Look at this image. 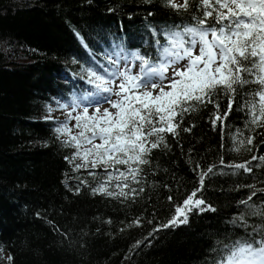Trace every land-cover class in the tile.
I'll list each match as a JSON object with an SVG mask.
<instances>
[{"label":"trees","instance_id":"16d2710c","mask_svg":"<svg viewBox=\"0 0 264 264\" xmlns=\"http://www.w3.org/2000/svg\"><path fill=\"white\" fill-rule=\"evenodd\" d=\"M190 4L189 11L177 13L165 7L163 0L151 4L145 0H37L35 4L0 0V264H9L8 256L13 257L11 264H207L217 239L236 238L235 229L246 235L252 225L264 222L248 216L247 229L231 223L244 211L238 205L250 195L246 186L264 187V162L259 159L252 161V174L240 170L231 175L225 165L231 163L230 158L243 162L253 155L264 156V127L255 132L246 129L248 114L236 104L223 125L213 128L209 122L213 105L209 104L184 117L180 127L195 125L191 132L181 130L179 137L166 134L170 147L152 150L151 163L142 166L141 184L133 185L144 189L135 200L93 194L91 187L104 170L95 169L97 175L92 177L91 168L77 171L73 163L70 168L63 149H75L68 144L58 149L59 143L47 136L48 126L56 123L30 118L44 115L51 97L69 99L73 90L82 94L91 88L82 71L81 76L74 75L72 86L62 88L54 81V70L73 62V57L82 67L90 62L89 51L76 41L73 29L91 44L97 59L102 51L110 50L113 41L121 40L129 49L154 53L149 27L133 28L127 23L145 18L154 21L158 31L192 23L193 15L199 14V2L190 0ZM121 22L125 30L118 29ZM38 87L48 95L40 91L35 99ZM237 99H243L242 94ZM220 100L223 109L227 100L222 93ZM238 129L245 137L255 136L251 151L233 150ZM220 157L225 174L215 169L216 175L205 178L203 192V199L216 210L193 208L187 223L161 228L150 236L197 187L193 168L198 165L206 170L213 163L221 167ZM260 199L264 202V195L257 192L253 201L260 204ZM137 218L140 223L134 224ZM137 241H142L138 247Z\"/></svg>","mask_w":264,"mask_h":264},{"label":"snow or ice","instance_id":"6c2138e0","mask_svg":"<svg viewBox=\"0 0 264 264\" xmlns=\"http://www.w3.org/2000/svg\"><path fill=\"white\" fill-rule=\"evenodd\" d=\"M198 2L199 14L193 15L192 23L173 24L159 31L157 27L149 28V46L154 53L141 48L129 49L121 40L113 41L110 50L102 51L97 59L85 37L73 29L90 53V62L81 71L91 88L82 90V94L73 90L68 94L69 99L52 97L56 108L47 104L48 113L62 109L66 118L60 120L46 115L44 119L54 121L57 137L75 149L72 157L65 159H70L77 171L91 168L93 171L89 175L95 177V169L104 170L95 187H91L93 194L135 200L144 189L133 185L141 184L142 166L151 163L152 150L170 147L165 139L168 133L179 137L181 130L191 132L195 125L180 127L184 117L209 104L213 105L209 116L213 128L218 123H226L234 104L248 114L246 129L255 132L256 128L264 127V0ZM145 3L151 4L152 0H145ZM163 4L177 13L191 8L190 0L182 3L163 0ZM109 11L115 9L109 8ZM73 63L79 61L73 57ZM246 88L252 90L245 91ZM221 93L227 100L223 109ZM240 94L243 99L238 100ZM105 104L108 107L102 108ZM89 109H92L91 113ZM73 120L75 124L70 127ZM73 128L77 130L75 133ZM254 140V135L245 137L238 129L233 150L239 152L245 148L251 151ZM77 158H81L80 163L76 162ZM257 159L264 162V156L253 155L251 160L232 162L226 167L232 170V174L240 170L252 174V161ZM220 166V173L225 174L223 157H220ZM217 167L213 163L206 170L198 165L193 168L199 186L182 204H176L172 218L156 225L150 236L161 228L187 223L193 208L216 210L203 199V189L205 178L216 175L214 170ZM83 183L88 181L85 179ZM246 187L251 194L238 205H242L244 211L231 220L233 225L239 224L245 229L249 227L248 216H258L264 221V202H253L257 195L256 186ZM259 191L264 195V188ZM167 199L171 202L173 198L169 195ZM133 223L139 224V218ZM251 228L250 233L239 239H228L227 236L223 240L217 239L210 249L207 264H264V223ZM141 243L137 241L135 246ZM7 259L11 264L13 257Z\"/></svg>","mask_w":264,"mask_h":264},{"label":"bare ground","instance_id":"6f19581e","mask_svg":"<svg viewBox=\"0 0 264 264\" xmlns=\"http://www.w3.org/2000/svg\"><path fill=\"white\" fill-rule=\"evenodd\" d=\"M21 1H26V2H28V3H33V4H35V2L37 1V0H21ZM180 3H182L183 2V0H178ZM177 1V2H178ZM39 2V1H38ZM126 19L127 20H129V19H131V16H127L126 17ZM153 22L154 21H150V20H146L145 18H141V19H138V20H134V22H129V23H127L129 26H131V27H133V28H145V29H147V27H153ZM167 24L169 23V21H167L166 22ZM157 24V22L155 23V25ZM154 25V26H155ZM119 27H118V29H121V30H125V28H124V24H122V22L121 23H119V25H118ZM109 38H111V37H108V38H105V40H107V39H109ZM86 40V39H85ZM76 41H79L80 42V40L79 39H76ZM87 42V41H86ZM4 43V42H3ZM88 44V43H87ZM1 46H3V44L1 43L0 44V47ZM88 47H91V44H88ZM2 48V47H1ZM88 55H86L85 56V58L87 57ZM84 62H85V60H83ZM15 63L16 62H14V63H12L13 65H15ZM87 64H88V62H87ZM81 69H82V65L80 64V63H73V62H69V61H67V62H64L63 63V65L62 66H60V67H58L57 68V70H54V81H56L57 83H56V85H58V84H60V86L62 87V88H65L66 86H72V81L75 79L74 78V75H73V73H75V74H81L80 72H81ZM76 76V75H75ZM81 76V75H80ZM83 80V79H82ZM56 85H55V87H56ZM54 87V88H55ZM59 87V86H58ZM58 87H57V89H58ZM40 87H38L37 88V90L33 93V94H35V99H37L36 97H39V96H37L38 94H41V92H44L43 90H41V89H39ZM53 88V89H54ZM44 90H47V89H44ZM41 91V92H40ZM46 92H44V93H42V94H44L45 96L46 95H48V94H45ZM52 98V97H51ZM34 99V100H35ZM39 101V100H38ZM52 103V106H53V108H56V104L52 101L51 102ZM40 108L42 109V106H40ZM46 108V107H45ZM57 110H61L62 111V109H57ZM45 115H52L53 117H56V118H58V119H60V120H64L66 117H62V116H57V115H55L54 114V112L53 113H48V111L47 110H45V112H44V115H32V116H30V118H33V121H37L38 119H40L41 117H43L42 119L43 120H45L44 119V117H45ZM46 121H49V120H46ZM75 124V121L73 120V121H71L70 122V124H69V126L70 127H72V125H74ZM57 125H52V126H48V128L50 129L51 128V130H50V132H48V135H47V132H46V135L49 137V138H51L52 136H53V138L59 143V145L61 146L62 145V147H59V145L57 146V148L58 149H61V148H66L67 147V144H64V143H62L61 142V140L57 137V135L55 134V132H54V128L56 127ZM73 131H75V128H73ZM52 135V136H51ZM64 145V146H63ZM62 151V150H61ZM63 151H64V156H63V158H64V160L68 163V165H69V167L71 168L72 166H71V161H70V159H65V157H69V158H71L72 157V154H73V152L75 151V150H73V151H71V150H69L68 148L67 149H63ZM23 152H25V151H22V153L21 154H23L24 155V153ZM25 153H27V154H29L28 153V151H26ZM235 160V158L234 159H232V158H230V160L229 161H231V163L232 162H235V163H241V161L240 160H238V161H234ZM77 163H80L81 162V159L80 158H77ZM230 163V164H231ZM226 166H227V164H225ZM229 165V164H228ZM217 166H218V164H217ZM200 168H201V166H200ZM228 168V167H227ZM89 169V168H88ZM219 169H220V167H217V173H220V171H219ZM71 170V169H70ZM215 171V170H214ZM230 174L231 175H233L232 174V170H231V172H230ZM33 175V174H32ZM207 184V183H206ZM208 185V184H207ZM196 186L198 187L199 185H198V183L196 184ZM195 186V187H196ZM194 187V188H195ZM206 185L204 186V189H203V192H205L206 191ZM261 188H264V187H259V188H257V192L258 193H261L260 191H259V189H261ZM245 189V188H244ZM249 194H251V193H249ZM259 195V194H258ZM249 196V195H248ZM259 201H261V202H263L261 199L259 200ZM259 201H257V202H259ZM253 202H255V201H253ZM264 223V222H263ZM163 229H166V228H163ZM236 231H237V236H236V238L235 237H233L232 239H237L239 236L240 237H244V236H246V235H244L243 233L240 235V233L242 232V230H240V229H235ZM209 256H210V254H209Z\"/></svg>","mask_w":264,"mask_h":264},{"label":"rangeland","instance_id":"374dc122","mask_svg":"<svg viewBox=\"0 0 264 264\" xmlns=\"http://www.w3.org/2000/svg\"><path fill=\"white\" fill-rule=\"evenodd\" d=\"M31 92H33V90H30ZM19 92H20V90H19ZM54 114L55 115H57V116H62V117H66V113H65V111L64 110H56L55 112H54ZM77 130L75 129V131H73L74 133L76 132ZM81 159V158H80Z\"/></svg>","mask_w":264,"mask_h":264}]
</instances>
